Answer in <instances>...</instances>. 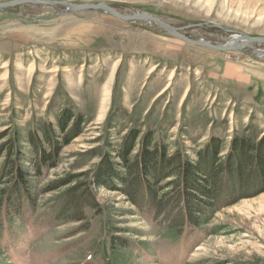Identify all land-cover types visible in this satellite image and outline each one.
Returning <instances> with one entry per match:
<instances>
[{"label": "rangeland", "instance_id": "374dc122", "mask_svg": "<svg viewBox=\"0 0 264 264\" xmlns=\"http://www.w3.org/2000/svg\"><path fill=\"white\" fill-rule=\"evenodd\" d=\"M66 1L108 2L177 27L216 23L264 36V0ZM65 9L24 4L0 10V195L19 162L33 196L20 219L0 207V264H264V173L256 169L264 144V44L216 51L151 22ZM184 33L213 42L230 37L207 25ZM66 110L72 116L62 127ZM50 125L60 144L57 162L38 175L30 135L46 143L43 130ZM214 138L224 183L232 181L225 163L239 156L233 148L242 141L253 147L242 170L252 181L222 186L216 207L200 225L180 226L178 237L161 235L123 183H94L110 168L125 174L124 163H133L145 139L151 149L158 141L167 156L196 164ZM123 147H129L125 159ZM173 179L159 182L160 196L173 191L167 185ZM71 194L86 200L82 212L68 202L63 214ZM172 197L156 222L178 226L187 200Z\"/></svg>", "mask_w": 264, "mask_h": 264}, {"label": "trees", "instance_id": "16d2710c", "mask_svg": "<svg viewBox=\"0 0 264 264\" xmlns=\"http://www.w3.org/2000/svg\"><path fill=\"white\" fill-rule=\"evenodd\" d=\"M71 116L72 112L69 110L64 111V115L61 116L62 127L65 126V122H67ZM43 135L46 143L37 137L39 135H30V142L36 154L34 162L35 173L38 175L46 165L54 166L56 164L57 153L60 149L57 132L53 130L51 125L43 130ZM212 141L213 147L211 146V152L205 154L203 151L207 156H203L202 154L201 159L196 164H192L189 159H185L180 154H175L173 157L167 156L165 147L158 141L154 143L153 149H151L150 141L145 139L133 163H124L128 168L125 174L112 171L110 168L109 171H103V173H106L108 179H105V176H102L103 173H101L95 178L94 183L96 185H105L109 179L123 183L122 190L131 197L132 203L138 207L140 214L144 215V218L152 222L154 224L153 226L158 228V232L161 231V235L170 233L171 237H178L181 233L179 229L180 226L183 225L182 227H186L190 222H192L191 225L194 226L200 225L202 223L201 219L205 216V212H207L206 210L216 207L219 203V192L220 189H223L222 186L231 185L232 181L237 182V185L243 182H245L244 184L246 185L249 181H252L250 174L242 170L247 164L245 160L248 158L250 159L248 151H252L253 147H251L249 143L242 141L239 147L236 145L233 148L231 154L235 153L239 156L234 160L233 158H229L225 163V177L232 181L227 180L228 182L226 181V183H224V178L220 176L222 164L216 155L218 153L219 144L215 138ZM15 146L17 147L16 144H14V147ZM126 148L123 147L122 149V157H124V159L126 153H128L129 147L127 151ZM261 150V154L256 159V169H259V174L260 172L264 173V144L261 146ZM17 153L19 156V152ZM251 161L253 162V160ZM247 168L248 170L250 169L249 166ZM256 169L252 167L251 170L254 172ZM10 173L14 175V180L0 195V207H4L6 212L11 211V215H15L20 219L25 215L23 213V204L25 202H33V196L31 195L32 186L26 178L27 171L23 169L19 162L13 163ZM170 177L174 179L167 183V185H172L173 191L169 195L160 196V194H158L160 189L158 188L159 182ZM259 180L263 185L264 176H261ZM221 183L223 184L221 185ZM233 185L235 186V184ZM242 186L243 185H241V187ZM245 188L247 187L244 186V189ZM87 191L90 190L88 189ZM87 196L88 198H92V194L89 192ZM171 196H174L172 198L177 200H187L184 212L179 216V220H176L179 222L178 226L166 223V225H164L163 223L156 222ZM63 200L64 203L66 202L62 210L63 214L69 204L68 202L72 203V205H69L67 208L74 207L76 212L80 213L82 212L83 201H86L79 198V195L73 194H71L70 198L65 197ZM90 203H92V201H90ZM91 206L96 208L95 205H90V207ZM26 207H28V205H26ZM71 213H74V211ZM9 217L6 220L10 219V221H12V217Z\"/></svg>", "mask_w": 264, "mask_h": 264}, {"label": "water", "instance_id": "95a60500", "mask_svg": "<svg viewBox=\"0 0 264 264\" xmlns=\"http://www.w3.org/2000/svg\"><path fill=\"white\" fill-rule=\"evenodd\" d=\"M24 4H33V5H50V6H63L66 9V12H78L85 10H99L104 11L117 19L122 21H144L151 22L163 28L170 35L181 39L187 43H190L195 46L205 47L213 49L216 51H236V50H246L256 49L255 44H264V36H252L244 32L236 31L233 29L225 28L216 23H200V24H190L183 27H177L160 17L147 13V12H135L131 14L122 13L113 7L108 2H98V3H75L69 2L66 0H7L0 1V10L4 11L8 8L24 5ZM207 25L210 27H217L225 30L230 33V37L221 42H213L204 38H193L186 33L184 30L193 26H203Z\"/></svg>", "mask_w": 264, "mask_h": 264}, {"label": "bare ground", "instance_id": "6f19581e", "mask_svg": "<svg viewBox=\"0 0 264 264\" xmlns=\"http://www.w3.org/2000/svg\"><path fill=\"white\" fill-rule=\"evenodd\" d=\"M70 13V12H69Z\"/></svg>", "mask_w": 264, "mask_h": 264}]
</instances>
